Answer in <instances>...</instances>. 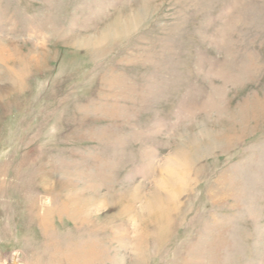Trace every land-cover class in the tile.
<instances>
[{
  "label": "rangeland",
  "instance_id": "obj_1",
  "mask_svg": "<svg viewBox=\"0 0 264 264\" xmlns=\"http://www.w3.org/2000/svg\"><path fill=\"white\" fill-rule=\"evenodd\" d=\"M0 264H264V0H0Z\"/></svg>",
  "mask_w": 264,
  "mask_h": 264
},
{
  "label": "bare ground",
  "instance_id": "obj_2",
  "mask_svg": "<svg viewBox=\"0 0 264 264\" xmlns=\"http://www.w3.org/2000/svg\"><path fill=\"white\" fill-rule=\"evenodd\" d=\"M117 22H118V20H116V21L113 23L112 26H110L109 28H107V29H105L104 31H102L101 37H97L96 39H97L98 41H100V40L106 38V37L111 33L112 29H113V30H117V29H119V28L121 27V25L117 24ZM122 25H123V24H122ZM93 38H94V37H93ZM91 40H95V39H92V38H91ZM78 43H79V41H78ZM163 182H164V181H163ZM155 206H156V205H155V201H154V202L152 201V202L150 203V206H149L150 210L153 211L154 208H156Z\"/></svg>",
  "mask_w": 264,
  "mask_h": 264
}]
</instances>
